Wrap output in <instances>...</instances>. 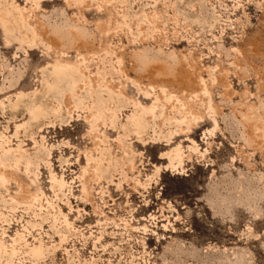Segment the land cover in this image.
Listing matches in <instances>:
<instances>
[{
	"label": "rangeland",
	"instance_id": "374dc122",
	"mask_svg": "<svg viewBox=\"0 0 264 264\" xmlns=\"http://www.w3.org/2000/svg\"><path fill=\"white\" fill-rule=\"evenodd\" d=\"M0 264H264V0H0Z\"/></svg>",
	"mask_w": 264,
	"mask_h": 264
},
{
	"label": "bare ground",
	"instance_id": "6f19581e",
	"mask_svg": "<svg viewBox=\"0 0 264 264\" xmlns=\"http://www.w3.org/2000/svg\"><path fill=\"white\" fill-rule=\"evenodd\" d=\"M6 29H8V27H6ZM9 30V29H8ZM53 68L56 70L57 74L65 77L68 71V66L67 65H63V64H56L55 66H53ZM174 120L176 121V123L181 124L183 120L174 118ZM193 143V142H192ZM196 146V143H195ZM194 147V146H193ZM179 148V147H178ZM170 159L171 160H175L179 158V153H171L170 155Z\"/></svg>",
	"mask_w": 264,
	"mask_h": 264
}]
</instances>
